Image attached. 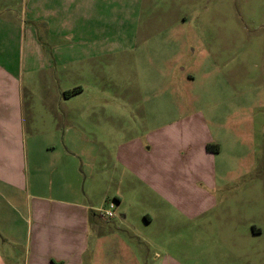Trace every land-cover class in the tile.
<instances>
[{"label":"crops","instance_id":"crops-1","mask_svg":"<svg viewBox=\"0 0 264 264\" xmlns=\"http://www.w3.org/2000/svg\"><path fill=\"white\" fill-rule=\"evenodd\" d=\"M89 1L0 0V264H188L175 258L172 243L200 242L209 232L207 221L196 219L208 208L205 193L194 198L190 187L207 185L202 162L214 169L217 162L220 174L222 161L236 158V141H226L225 156L200 116L191 123L172 116L160 126L168 128L163 141L137 136L113 148L108 140L67 141L57 132L30 138L25 84L37 70L32 65L43 72L54 62L73 65L141 47L144 0ZM78 35L77 45L71 40ZM75 90L70 97L83 92ZM177 107L169 111L179 114ZM181 122L195 130L187 139V126L176 128ZM110 202L115 216L107 219Z\"/></svg>","mask_w":264,"mask_h":264},{"label":"rangeland","instance_id":"rangeland-1","mask_svg":"<svg viewBox=\"0 0 264 264\" xmlns=\"http://www.w3.org/2000/svg\"><path fill=\"white\" fill-rule=\"evenodd\" d=\"M142 12L137 50L73 65L54 62L43 72L32 65L37 70L26 74L25 84L30 138L57 132L67 141L73 135L108 140L113 148L114 141L137 136L163 141L168 128L160 126L168 120L191 123L200 116L203 131L223 142L224 155L226 141H236L237 155L222 161L220 174L217 162V170L202 162L207 185L193 183L190 190L194 198L205 193L208 208L196 219L207 221L209 232L200 242L172 243L175 258L264 264V0H144ZM80 38L71 41L78 45ZM78 88L81 94L66 96ZM175 94L179 101L171 99ZM186 123L176 128L187 126V139L195 130ZM224 171L234 178L220 177Z\"/></svg>","mask_w":264,"mask_h":264},{"label":"built area","instance_id":"built-area-1","mask_svg":"<svg viewBox=\"0 0 264 264\" xmlns=\"http://www.w3.org/2000/svg\"><path fill=\"white\" fill-rule=\"evenodd\" d=\"M115 208H116L115 202L110 203L109 208L104 210V216L107 219L114 218V216H115V212H114Z\"/></svg>","mask_w":264,"mask_h":264},{"label":"trees","instance_id":"trees-1","mask_svg":"<svg viewBox=\"0 0 264 264\" xmlns=\"http://www.w3.org/2000/svg\"><path fill=\"white\" fill-rule=\"evenodd\" d=\"M73 94H76V90L75 91H68V92H66V96L67 97H70ZM208 148H212V146H208ZM213 148H215V151L218 152V150H219V147L218 146H213Z\"/></svg>","mask_w":264,"mask_h":264}]
</instances>
